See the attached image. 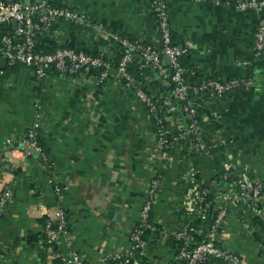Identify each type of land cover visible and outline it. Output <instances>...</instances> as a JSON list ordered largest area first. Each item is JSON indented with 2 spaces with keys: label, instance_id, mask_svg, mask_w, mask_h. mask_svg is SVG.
Segmentation results:
<instances>
[{
  "label": "crops",
  "instance_id": "crops-1",
  "mask_svg": "<svg viewBox=\"0 0 264 264\" xmlns=\"http://www.w3.org/2000/svg\"><path fill=\"white\" fill-rule=\"evenodd\" d=\"M48 1L94 23L91 28L58 23V35H51L56 43L67 37L87 52L106 50L111 68L102 82L85 70L71 76L51 72L38 80L30 69L9 68L0 61V184L9 180L11 186L0 216V264H60L68 242L85 264H110L106 256L130 249L129 232L140 219L154 175L159 188L150 219L160 230L147 234L149 264H179L174 233L181 221H194L196 238L207 234L209 220L190 216L202 190L207 191L210 216L226 209L212 240L237 254L242 264H264L262 227L246 204L235 199V186L223 178L231 171L249 181L264 179V49L258 57L252 51L258 14L237 11L234 0H168L170 28L185 49L186 70L198 81L248 76L253 86L205 101L200 127L208 149L176 143L162 150L149 111L115 71L119 47L106 34L112 30L157 42L152 0ZM162 61L168 69L169 59ZM243 61L248 62L245 67ZM140 69L149 91H169L168 82L154 70ZM36 110L45 157L17 154L21 164L13 167L7 155L23 148L22 137ZM55 186L62 188L60 193ZM227 189L232 195H222ZM56 207L66 214L68 232L49 249L43 244L44 225L46 213Z\"/></svg>",
  "mask_w": 264,
  "mask_h": 264
},
{
  "label": "built area",
  "instance_id": "built-area-1",
  "mask_svg": "<svg viewBox=\"0 0 264 264\" xmlns=\"http://www.w3.org/2000/svg\"><path fill=\"white\" fill-rule=\"evenodd\" d=\"M27 1L0 0V58L5 59L7 66L22 65L30 69L38 80L46 79L51 72L71 76L81 70H95L94 77L97 82L107 79L111 63L106 58V50L91 53L79 47L60 45L52 51H36L37 37L49 36L54 40L51 35H58V23L88 28L93 27L94 23L76 10L54 5L48 0H36L33 4ZM152 4L157 16L160 46L154 41L143 42L107 30L108 40L123 50L114 67L115 71L123 85L133 91L138 102L154 119L158 145L162 150H170L174 144L184 143L186 147L204 151L209 148V143L203 138L198 110L208 99L223 97L233 89L250 88L253 86V81L248 76L231 77L226 80L207 77L198 81V85L191 84L186 77L188 71L180 62L185 49L171 43L168 0H152ZM233 4L239 12L253 10L258 14L252 46L253 54L258 57L264 49V0H234ZM66 39L67 37L64 41ZM135 56L139 58L141 67L151 68L160 79L168 82L171 86L168 92L149 91L129 72V64ZM163 57L169 59L168 69L164 66ZM247 64L246 61L242 62L244 67ZM190 90L193 91V97L189 96ZM177 101L182 103L180 111L175 104ZM170 119L172 126L168 122ZM40 126V113L36 110L31 124L22 137L23 148L12 149L7 155L13 167L21 164L17 154L25 159L33 152L45 157L38 140ZM223 178L235 186L233 194L235 199L246 204L251 213L260 220L264 241V179L249 181L231 171L225 173ZM158 188L159 179L154 175L149 181L147 197L141 206L140 219L129 232L130 249L120 254L106 256V262L135 264L133 260L135 252L146 250L147 241L143 238V231L151 227L152 200ZM54 190L60 193L62 188L55 186ZM221 193L224 196L232 195L228 189ZM206 196L207 191L202 190L189 214L194 215L196 220H209L207 234L196 238L197 229L194 221L190 219L181 221L174 233L178 242L174 259L179 264H209L212 260H219L223 264H242L237 254L212 240L222 226L226 209L221 208L210 216ZM10 198V181L4 180L0 184V216L5 211ZM46 214L48 217L44 225V241L46 247L53 249L58 244L60 236L68 232L67 219L65 212L59 207ZM67 245V252L60 253V264H85L71 243L68 242Z\"/></svg>",
  "mask_w": 264,
  "mask_h": 264
},
{
  "label": "trees",
  "instance_id": "trees-1",
  "mask_svg": "<svg viewBox=\"0 0 264 264\" xmlns=\"http://www.w3.org/2000/svg\"><path fill=\"white\" fill-rule=\"evenodd\" d=\"M35 0H31V2H34ZM152 2V1H151ZM153 5V4H152ZM152 14H153V16H154V21H155V26L156 27H158V22H157V16H156V14H155V12L153 11V6H152ZM258 22V21H257ZM158 38H159V32H158ZM71 39H72V37H71ZM73 40V39H72ZM69 41V39L67 38V40L65 41V43H64V41H63V43H61V44H58V43H56V41L55 40H52L49 36H47V37H45V38H42V37H37V39H36V51H45V52H47V51H52V50H54L56 47H58V46H60V45H65V46H71V47H76L74 44H73V41H70V42H68ZM171 43H172V45H176V46H180L179 44V42H178V40L173 36V34H172V31H171ZM156 44H157V46H160V40L158 39V41L156 42ZM118 53H117V55L115 56V58H114V61H113V66L115 67L116 66V64H117V62H118V60L120 59V57L122 56V52H123V50H122V48L121 47H119L118 48ZM184 55H182V57L180 58V62H181V64L184 66ZM106 58L110 61V58L108 57V56H106ZM110 63H111V61H110ZM140 65H141V63H140V60H139V58L137 57V56H135L133 59H132V62L129 64V67H128V70H129V72L136 78V79H138V80H140V74H142L141 72V69H140ZM9 68H15V67H23L22 65H19V64H17V65H13V66H8ZM90 72H92V73H95V70H90ZM186 77H187V79H188V81L189 82H191V84H193L194 86L195 85H198V78H197V75H195L194 73H191L190 71L189 72H187L186 73ZM141 81V80H140ZM171 86L169 85V87L168 88H170ZM162 89H164L165 90V87H161ZM161 89V90H162ZM163 91V90H162ZM163 92H165V91H163ZM189 96H191V97H193L194 96V94H193V91L192 90H190V92H189ZM205 99V98H204ZM176 107H177V109L180 111V108H181V104L182 103H180V101H177L176 103ZM200 113H201V109H199L198 110V115H199V118H200ZM153 119V118H152ZM154 120V119H153ZM155 122V121H154ZM155 125H156V123H155ZM188 139V141H189V138H187ZM227 182V181H226ZM257 218V217H256ZM258 219V218H257ZM258 222L260 223V225H261V222H260V220L258 219ZM150 223H151V227L150 228H148V229H145L144 231H143V238L147 241L148 240V238H147V234L150 232V231H153V232H155V233H159V226L157 225V224H154L152 221H151V219H150ZM43 244L44 245H46V243H45V237H44V235H43ZM175 239V238H174ZM176 240V239H175ZM148 246V245H147ZM178 248V247H177ZM177 252V249L175 250V253ZM145 253H146V251L145 250H138V251H136L135 252V255H134V258H133V260H135V259H137V258H140L141 259V262H142V264H149L147 261V258H146V255H145ZM174 253V254H175ZM110 264H116L115 262H109Z\"/></svg>",
  "mask_w": 264,
  "mask_h": 264
},
{
  "label": "water",
  "instance_id": "water-1",
  "mask_svg": "<svg viewBox=\"0 0 264 264\" xmlns=\"http://www.w3.org/2000/svg\"><path fill=\"white\" fill-rule=\"evenodd\" d=\"M27 3H30V1L28 0ZM14 24H15V22H13V25H14ZM0 61H1L3 64H5V62H6L4 58H0Z\"/></svg>",
  "mask_w": 264,
  "mask_h": 264
},
{
  "label": "rangeland",
  "instance_id": "rangeland-1",
  "mask_svg": "<svg viewBox=\"0 0 264 264\" xmlns=\"http://www.w3.org/2000/svg\"><path fill=\"white\" fill-rule=\"evenodd\" d=\"M132 91V90H131ZM193 150H195V149H193Z\"/></svg>",
  "mask_w": 264,
  "mask_h": 264
}]
</instances>
